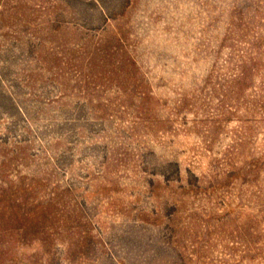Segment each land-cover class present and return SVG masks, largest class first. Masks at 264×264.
Wrapping results in <instances>:
<instances>
[{
	"label": "rangeland",
	"instance_id": "1",
	"mask_svg": "<svg viewBox=\"0 0 264 264\" xmlns=\"http://www.w3.org/2000/svg\"><path fill=\"white\" fill-rule=\"evenodd\" d=\"M0 264H264V0H0Z\"/></svg>",
	"mask_w": 264,
	"mask_h": 264
}]
</instances>
